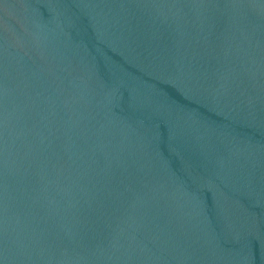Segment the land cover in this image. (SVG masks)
Here are the masks:
<instances>
[{
	"label": "water",
	"instance_id": "1",
	"mask_svg": "<svg viewBox=\"0 0 264 264\" xmlns=\"http://www.w3.org/2000/svg\"><path fill=\"white\" fill-rule=\"evenodd\" d=\"M0 264H264V0H0Z\"/></svg>",
	"mask_w": 264,
	"mask_h": 264
}]
</instances>
